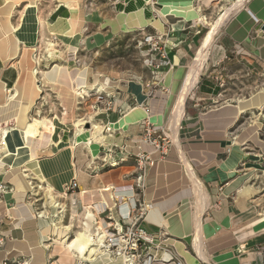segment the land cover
I'll list each match as a JSON object with an SVG mask.
<instances>
[{"label": "crops", "instance_id": "crops-1", "mask_svg": "<svg viewBox=\"0 0 264 264\" xmlns=\"http://www.w3.org/2000/svg\"><path fill=\"white\" fill-rule=\"evenodd\" d=\"M32 1L37 3L36 7L30 5ZM58 1L53 8L49 3L44 4L48 9L46 13L45 9L39 8L41 0H0V140L4 138V129L8 137L0 161V261L7 259L11 264H79L77 256L65 255L59 241L67 239L70 233L65 229L62 233L54 231L52 224L58 222L60 216L48 201L47 189L37 191L41 181L32 172L37 171L58 192H63L68 182L77 181L78 187L71 196L76 199L73 217L86 204H93L99 211L106 206L112 207L115 194L137 196L149 203L150 209L142 225L163 243L154 264H176L174 257H179L184 264H264L258 251V245H264V209L260 211L251 203L248 195L253 190L245 192L246 186L241 183L245 173L241 169L246 155L228 136V128L239 114L252 108L240 109L233 116L224 111L231 106L227 105L212 109L213 114L204 121L192 116L193 112L183 119L187 97L193 90L196 97L208 102H215L223 95L227 76L230 77L232 72L231 67L229 70L227 67L231 64L236 65L240 74H253L255 80L261 79L264 40L259 33L256 37L252 33L258 28L264 29V0L238 3L240 6L231 10L229 21L220 25L222 38L207 45L209 57L205 61L210 73L203 75L204 61L199 78L186 97L181 119L175 107L187 75L196 65L194 60L189 67L195 43L189 34L191 31H186L196 20L202 19L198 0H154V4L142 3L143 0L139 4L137 0H93L90 4L87 0ZM64 2H68L67 5ZM212 2L209 0L208 4L213 6ZM173 5H191V8L176 13L169 10ZM106 9L121 16L122 23L110 21L108 28L99 32V23L107 20L103 17ZM42 11L44 19L41 18ZM30 14L38 16L43 25L28 26L34 25V20L23 24L22 18ZM249 16L252 19L247 25ZM58 19L66 25L70 20L73 30L65 33L54 30V26L47 23L53 24ZM202 26L209 29L213 25ZM244 28H248L246 36L242 34ZM120 30H143L144 34L160 33L166 37L170 62L163 63L158 69L146 67L152 77L142 83L131 81L122 91L128 105L135 103L139 110L144 109L142 116L126 127L112 132L106 130L110 143L101 146L100 157L94 161H91L85 144L75 142L73 127L60 131L59 139L68 142L64 145H57L49 139L39 140L37 128L31 122L33 108L42 92V82L37 78V74H41L36 57L39 53L34 52L36 47H41L42 37L50 36L54 43L56 41V56L51 62L58 61L56 63L68 67L73 77L72 82L65 83L49 80L43 74L45 82L73 90L79 81L77 72L88 68L91 72L86 76V86L103 83L112 89L119 82L103 75L98 77L99 73L81 50L96 49L111 35L109 33ZM204 48L205 43L195 59ZM111 83H115L114 86ZM147 83L155 89V95L148 100L145 99ZM167 87L169 92H162ZM119 103L120 97L115 95V105ZM235 107H240V101ZM145 111L156 127L170 128L169 134L174 135L170 149L164 155L140 139L138 123L146 117ZM114 117L117 116L112 114L106 122L100 123L106 124ZM28 125H32L35 131L26 135ZM181 130L186 135L179 139ZM140 152L150 153L155 162L146 167L145 187L137 195V190L130 185L135 183L139 171L133 155ZM30 160L34 161L32 171L25 170ZM24 179L32 183V188ZM69 198L64 203H69ZM41 208L48 215L38 217ZM125 209L122 204L121 210Z\"/></svg>", "mask_w": 264, "mask_h": 264}, {"label": "rangeland", "instance_id": "rangeland-1", "mask_svg": "<svg viewBox=\"0 0 264 264\" xmlns=\"http://www.w3.org/2000/svg\"><path fill=\"white\" fill-rule=\"evenodd\" d=\"M46 1L47 0H41V4L39 5V8L41 7V10L45 9L46 13L48 9H46L44 4L49 3L50 8L56 7V5L59 4L58 0H50L48 2ZM150 1L151 2L143 0L142 3L145 2L147 4H154V0ZM238 1L239 0H213V6H211L208 4V0H198L197 7L200 10V18H202V20H196L194 26L188 28L186 31L188 33L189 31H191V33L189 34L191 35V38L195 43H192L194 46V52L189 62L190 65L188 64L189 67L195 60L196 54L202 44L205 43L206 48V44H208V41V45H212L210 43H213V41H217L222 38L221 35L223 31H221L220 25L229 21L232 13L231 10H235L240 6H237ZM90 2L94 1L87 0L88 4H90ZM202 3L204 4V6H202ZM51 10L52 9H50V11ZM43 16L45 15L42 11V19L45 18ZM103 17L107 20H104V22L102 20V23H99V32L106 30L108 28L107 25L110 21H113L116 24L122 23L121 16H119L118 14H114L110 9H106ZM43 23L44 22L42 21V25ZM202 24H210L213 26L209 29H206L204 26H202ZM144 33L145 31L143 30L116 31L113 33H109L111 35L108 36L96 49L86 50L85 48H83L81 50L83 54L90 60L89 63L91 64V66L97 73H99L98 77L103 75L115 82H119V85H117L115 88L104 92L106 95L110 93V95L112 96L116 95L120 97L121 103L115 105V107L112 109H104L103 105L99 106V104H96V91H89V96H86L84 99H82L79 97V95H76L74 89L70 90L67 89V87H63L62 85H53L45 82V79L43 80V78H46L43 75V71H48L49 68L53 67L55 64H58L56 63L58 61L54 62V64L51 62V59H54L56 56V41L54 43L53 39H51L50 36L49 38L42 37L44 41L39 43L41 47H36L35 50L37 51L34 50L35 54L39 53L38 56H35L37 57L40 64V68L38 71H40L41 74H37V78L39 82H42V84L40 83L42 92L36 106L33 108V119L31 122L33 123V126L37 128L36 131L40 135L39 140L49 139V141L55 142L57 145H64V143L68 142H62L59 139L60 131L63 129H69V127H73L74 130L72 131V133H75L76 131V142V136L78 134L76 123L79 119L83 118V121H87L84 126L86 128H91V116L94 118L93 121H97L99 123L100 121L106 122L108 117L112 114L116 115L118 118H122V113L125 114L127 110L134 106H137L135 105V103H133V105H128L126 103L127 100L123 98L122 91L123 89H127V85L131 81H139L142 83V80H147L152 77L151 72L143 63L141 48L138 45V41L143 37ZM257 33H259V37L264 38V29L262 31L260 28H258L257 32L252 33V36L256 37ZM49 53H52L54 57H50L48 55ZM235 66L236 65L231 64L227 67L228 70L231 67V76H227L223 95H221V97H219L215 102H208L199 99L198 97H196L194 90L188 95L187 103L185 106V115L183 116V119H185L184 117H188L187 114L189 112H193L192 116H197L201 121H204L208 115L213 114L212 109L227 105L238 106L240 100L250 99L258 92L264 91V72L261 74L260 80H255L253 74H240V72L238 71L239 69H237ZM63 67L68 68L66 66ZM202 73L204 76H207L210 73V69L208 68V65H206V61L203 66ZM162 92L168 93V87L162 89ZM98 110L103 111L99 114V116H97ZM63 111H65L64 115ZM59 118L62 121L68 123L69 126L65 123H62ZM255 119H257V123H253ZM256 124L260 126V128L257 130L258 140H255L253 136V128L254 126H256ZM165 131L171 133L170 128L166 129ZM181 134L182 135L179 136V139L180 137L184 138L186 135L185 132L183 133V130H181ZM228 136L237 146L241 148L242 152H244V154L246 155V160L243 162L241 169V172L245 173L243 174V176L245 175V178H243L241 183L245 184L246 187L252 188V193L248 195L250 197L251 203H254L256 205V209L262 211V209H264V146L262 145L264 144V107L261 109L258 107H253L250 111H244L240 113L233 124L229 126ZM103 151L105 152V150ZM31 166H34L33 160L29 161L28 165H26V169L34 170V168H30ZM39 184L43 186V188L37 187V191L40 192L44 189L45 186L42 181ZM62 220L61 218H58V222L54 221V223L62 226H65L66 224H73L75 226L73 220L69 221V217L67 216L65 218L62 217ZM74 229L75 233L78 229ZM71 235L72 237L70 238H73V233H71ZM258 251L260 256L264 258V245H258ZM182 264L184 263L182 262Z\"/></svg>", "mask_w": 264, "mask_h": 264}, {"label": "built area", "instance_id": "built-area-1", "mask_svg": "<svg viewBox=\"0 0 264 264\" xmlns=\"http://www.w3.org/2000/svg\"><path fill=\"white\" fill-rule=\"evenodd\" d=\"M141 48V55L144 57V65L149 68L158 69L163 63H169L167 51V41L164 34L146 33L138 41ZM155 55V57H154ZM150 83L146 84V100L155 95V89ZM96 104L103 105L104 109L115 107V96L105 94L104 91H96ZM84 99L83 97H80ZM147 106V103H146ZM147 108V107H146ZM121 111V109H120ZM141 141L151 146L154 151L164 155L170 149L173 139L163 128L156 127L151 117L147 113L146 117L139 123ZM4 144L0 140V161L4 152ZM137 161L139 171L136 175L135 183L130 188L137 190V195L145 187V169L154 164V159L148 152H140L133 155ZM117 162V161H116ZM118 163V162H117ZM41 188V186H38ZM78 187L77 181L73 180L64 186L62 194L56 195L59 200L58 205H54L56 214L62 217L69 216V220L74 221V228L90 230L91 247L95 249V256L107 257L109 260H120L121 264H154L158 261L156 254L162 250V240L155 234L150 233L142 222L150 209V204L137 196L127 197L115 194V201L112 207L106 206L99 211L93 204H86L82 210L72 216V208L76 205V199L71 198L72 193ZM69 203H64L68 198ZM124 204L126 209L121 210ZM45 209H38L37 216L45 217ZM48 215V214H47ZM69 236H72L71 233ZM176 264H182L179 257H174ZM0 264H11L4 259ZM19 264V263H17ZM79 264H91L90 261H79Z\"/></svg>", "mask_w": 264, "mask_h": 264}, {"label": "bare ground", "instance_id": "bare-ground-1", "mask_svg": "<svg viewBox=\"0 0 264 264\" xmlns=\"http://www.w3.org/2000/svg\"><path fill=\"white\" fill-rule=\"evenodd\" d=\"M137 1H138V4H139L140 0H137ZM147 1L151 2L150 0H147ZM243 1H245V0H239L238 3L241 4V3H243ZM65 2H64V4L67 5L68 2L67 3H65ZM208 2H209V0H208ZM154 3H155V1H154ZM36 4L37 3L35 1H32L30 3V5L35 6V7L37 6ZM64 4H62V5H64ZM190 6L191 5L180 7V5H178V6L173 5V6H169V8H170L169 10L171 12L174 11L176 13H184L187 10H190V8H191ZM35 13H37V12H35ZM251 19H252V17H250V16L246 18V24L247 25L249 24ZM29 20H34L35 22H34V25L28 24V26H31V27L35 26L36 23H38L39 25L40 24L42 25V21L39 20L38 16H31V14L27 18L24 16L22 18V23L24 24L25 21L27 23ZM62 21H63L62 19H58L53 24H51L50 21H48L47 23L50 26L51 25L54 26V30L64 31L65 33L70 32V31L73 30V25L69 21H68L67 25H66V23H63ZM23 24H20L19 26H21ZM23 28H24V26H23ZM33 28H34L33 30L35 32L36 29H35V27H33ZM22 30H24V29H22ZM247 30H248V28H244L243 32L242 31H240V32H242V34L245 33V36H246ZM28 32H30V31H28ZM22 40H23V38H22ZM208 44H209V41H208ZM208 44H206V48L200 50V53L198 54L199 56L197 57V59H195L196 60V65L190 69V72L188 71L189 75H187V76H189V77L187 78V81H186L185 85H183L184 86L183 89H181L182 92L180 93L181 95L178 98V106L175 105L176 106L175 108H177L176 110H177L178 118L181 117V114H182V112L184 110V104H185L186 97H187V95L189 93V90H191V88L196 84V82H197V80L199 78V74H200V70H201L200 67L202 66L204 61L207 59V56H208V53H207V47L208 46L207 45ZM48 55L50 57H54V55H52V53H49ZM88 72L89 73L91 72V70H88V68H85V69L77 72V76L78 77L76 79L79 80V81L77 83V88H74V92L76 93V95H79V97L85 98L86 96H89V91H91V90L92 91H104V92L111 90L109 87L104 86L103 83H100L99 85L88 84V86H86L87 85L86 76H87ZM43 74L49 80H58V81L65 82V83H68V82L70 83V82H72V79H73L70 70L68 68H64L63 66H61L59 64H55L53 67L49 68L48 71H43ZM114 84L115 83H111V86H114ZM38 87H39V85H38ZM83 95H85V96H83ZM263 106H264V91H260L257 94H255L253 97H251L250 99L240 100V107L228 106V107H226L224 109V111H229V112H231L233 114V116H235L239 112L240 109L245 110L247 108H253V107L262 108ZM137 107L135 106V107L130 108L129 110H127V112H125V114L123 113V117L122 118L121 117L120 118L114 117V118H112V120L110 122H108L106 124H101V123H99L97 121H93L94 118L91 116L90 117V120L92 121V127L91 128H86L84 126L87 121H83V118H81V119H79L77 121L76 126L78 128V134L76 136V143L77 144H79V143H84L85 144V147L87 148L88 153L90 154L91 161H94L96 158L100 157V151H101L100 148H101L102 144L107 145V144L110 143L109 142V138L110 137H109L108 134H106V130H109V131L112 132L113 131L112 129L115 130L116 128L126 127V125L129 124V122L137 121L140 118V116H142V114H143L142 110H144V109L141 108L142 110H139ZM102 112H103L102 110H98V113H97L98 115L97 116H99V114L102 113ZM146 113L147 112L145 111V114ZM254 123H257V120H255ZM174 128H175V130L176 129L178 130V128H176V126H174ZM259 128H260V126L258 124H256V126H254V128H253V136H254L255 140H258V137H257L258 132H257V130ZM34 131L35 130H33L32 125H28L27 129H26V135L30 134V133H33ZM2 134L4 135L3 137L6 140L1 136L3 138V140H1V141L3 143H8V137L5 136L7 134V130H5V129L2 130ZM169 135H170V137L172 139H174V135H172V134H169ZM175 135H177V134H175ZM7 145L8 144H6L5 146H7ZM262 145L264 146V144H262ZM30 168H34V166H31ZM26 170H28V169H26ZM28 171H32V170H28ZM32 172L35 175H37L36 177L39 180H41L43 182L44 186L46 187V189H47V191L49 193V196H48L49 203L50 204H54V205H58L60 202L57 199L56 195H57V193L62 194L63 192H58L56 189H54L47 181H45V180H43L41 178V175L37 171H32ZM24 181L28 182L29 188H32V183L29 180L24 179ZM41 187H43V186H41ZM251 191H252L251 187H246L245 188V192L246 193H249ZM73 208H72V213H75L76 210H73ZM44 214L47 215L46 212H44ZM60 218L62 220V217H60ZM52 226H53L54 231L56 233H59V232L62 233L64 229L67 230L69 233H73L74 237L71 238V239H68V238H70L72 236H69L67 239H64V240H60L59 239L60 243L62 244V247H64L63 249L65 250L64 251L65 255L68 256V255H72L73 254V255L77 256L81 261L88 260V261L91 262V264L92 263L109 264L110 262L111 263L115 262V261L109 260L107 257L98 258L97 256H95L96 252H95V249L91 247L90 230L88 228L78 229L74 233L75 229H74V225L73 224H70V225L66 224L65 226L64 225L62 226V225H59L57 223H53ZM119 262H116V264H121V262L120 263ZM132 264H135V263L132 262Z\"/></svg>", "mask_w": 264, "mask_h": 264}]
</instances>
